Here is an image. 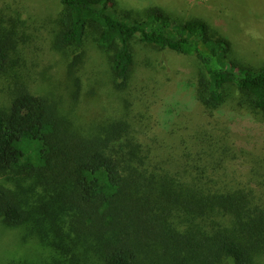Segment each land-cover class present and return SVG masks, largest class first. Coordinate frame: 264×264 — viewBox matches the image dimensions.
Returning a JSON list of instances; mask_svg holds the SVG:
<instances>
[{
    "label": "trees",
    "instance_id": "1",
    "mask_svg": "<svg viewBox=\"0 0 264 264\" xmlns=\"http://www.w3.org/2000/svg\"><path fill=\"white\" fill-rule=\"evenodd\" d=\"M115 3L59 0L55 48L81 49L90 34L122 88L136 39L192 56L202 113L213 118L231 100L241 109L229 113L245 107L253 119L227 120L233 140L215 131L221 114L190 138H141L122 118L83 130L46 95L15 87L0 103V218L48 243L56 254L42 264H264V183L240 186L227 172L237 151L263 154L264 64L227 58L232 42L204 20L174 24L157 6L137 19ZM18 18L0 14V81L18 62Z\"/></svg>",
    "mask_w": 264,
    "mask_h": 264
},
{
    "label": "rangeland",
    "instance_id": "2",
    "mask_svg": "<svg viewBox=\"0 0 264 264\" xmlns=\"http://www.w3.org/2000/svg\"><path fill=\"white\" fill-rule=\"evenodd\" d=\"M115 2V10L132 18L140 19L145 8L157 6L174 24L190 18L204 20L232 42L227 58L253 68L264 64V0ZM2 12L7 18L19 15L16 23L21 35L18 62L0 81L2 104H7L15 87L26 86L58 103L83 130L95 131L112 119L122 118L129 122L135 135L159 140L165 136L168 141L179 134L190 138L194 135L193 125L206 119L215 122L217 114H221L223 120L215 131L225 126L221 133L228 131V137L233 140L240 136L227 127V120L234 128L236 120L253 119L249 108L244 107L243 113H229L240 108L231 100L230 106L217 111L213 118L202 113L193 95L192 83L198 76L199 65L192 56L147 46L136 39L134 68L129 82L122 88L116 85L111 74L109 53L101 52L90 34L81 49L58 51L55 48L54 37L61 13L59 0H0V14ZM79 52L81 55L77 56ZM173 131L176 133L172 134ZM260 146H263V154L257 153L258 148L249 155H242L239 150L228 159L227 172L233 183L262 187L264 143ZM55 254L47 242L23 236L20 226L10 225L0 218V264H42Z\"/></svg>",
    "mask_w": 264,
    "mask_h": 264
}]
</instances>
